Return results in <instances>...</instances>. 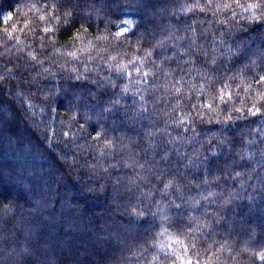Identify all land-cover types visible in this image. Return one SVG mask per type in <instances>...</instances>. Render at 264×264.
I'll return each instance as SVG.
<instances>
[{
    "label": "trees",
    "instance_id": "1",
    "mask_svg": "<svg viewBox=\"0 0 264 264\" xmlns=\"http://www.w3.org/2000/svg\"><path fill=\"white\" fill-rule=\"evenodd\" d=\"M195 2L0 0V264H264V16Z\"/></svg>",
    "mask_w": 264,
    "mask_h": 264
},
{
    "label": "snow or ice",
    "instance_id": "2",
    "mask_svg": "<svg viewBox=\"0 0 264 264\" xmlns=\"http://www.w3.org/2000/svg\"><path fill=\"white\" fill-rule=\"evenodd\" d=\"M64 2H65V3H71L72 0H64ZM212 2H213V0H206V3L209 4V5H211ZM193 7H197V8L200 7L199 0H196V2H195V4H194ZM217 7H219V5H218ZM224 7H230V5H224ZM241 7H243V6H241ZM257 9H261V13H260V15H261V16H264V3H261L260 0H255V2L249 3L248 6H247V8H244L243 10H244L245 12H250V13H251V15L249 16V20H259V19H260V16H257V14H256ZM187 10H188V11H191L192 9H191V8H188ZM200 10L203 11L204 9H203V8H200ZM71 16H72V11H71V9L66 10V11H65V17H66L65 22H66V23L68 22V21H67V18H70ZM6 22H7V21H5V23H6ZM124 23H125V24H130L131 22H130V21H124ZM127 30H128L127 28L121 29V32L117 33V35H120V34H122V32H125V31H127ZM33 59H35V57H33ZM137 71H139V69H137ZM147 75H148V73L145 72V73H144V76H147ZM76 78H77V79H80L79 76H77ZM260 81H264V76L260 77ZM177 91H179V89H177ZM230 95H231V94L229 93V97H230ZM220 99L223 100L224 97L221 96ZM208 107L211 108V105H208ZM258 111H259V109H257V112H258ZM252 115H256V112H253ZM182 122H183V121H182ZM97 135H99V133H98ZM166 187H167V186H166ZM193 247H194V245H193ZM260 259L264 260V255H261ZM186 264H193V261H192L191 259H188V260L186 261ZM197 264H198V262H197Z\"/></svg>",
    "mask_w": 264,
    "mask_h": 264
},
{
    "label": "rangeland",
    "instance_id": "3",
    "mask_svg": "<svg viewBox=\"0 0 264 264\" xmlns=\"http://www.w3.org/2000/svg\"><path fill=\"white\" fill-rule=\"evenodd\" d=\"M19 98H20V97L16 94V99L19 100ZM20 130H22V129H20Z\"/></svg>",
    "mask_w": 264,
    "mask_h": 264
}]
</instances>
